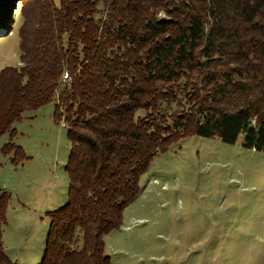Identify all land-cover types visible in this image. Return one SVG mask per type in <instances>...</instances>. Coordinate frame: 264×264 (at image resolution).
Segmentation results:
<instances>
[{"label": "trees", "instance_id": "trees-1", "mask_svg": "<svg viewBox=\"0 0 264 264\" xmlns=\"http://www.w3.org/2000/svg\"><path fill=\"white\" fill-rule=\"evenodd\" d=\"M36 2L34 36L19 34L21 64L0 70V137L56 99L67 201L47 214L39 264H110L105 238L121 228L153 158L181 139L241 138L264 153V0ZM12 3L0 0V30L11 28ZM185 79L189 104L162 112ZM2 151L26 159L11 142ZM8 200L0 188V223ZM0 264H16L1 240Z\"/></svg>", "mask_w": 264, "mask_h": 264}, {"label": "rangeland", "instance_id": "rangeland-1", "mask_svg": "<svg viewBox=\"0 0 264 264\" xmlns=\"http://www.w3.org/2000/svg\"><path fill=\"white\" fill-rule=\"evenodd\" d=\"M98 11L103 19V6ZM10 14L11 28L0 30V70L21 64L20 30L34 36L37 2L13 0ZM187 81L160 102L162 112L189 104L183 96ZM54 102L26 111L12 136L0 137V188L9 196L0 240L16 264H39L47 214L67 201L69 144ZM8 142L26 159L4 153ZM140 188L121 228L105 238L110 264H264V153L243 148L241 138L234 144L197 135L181 139L153 158Z\"/></svg>", "mask_w": 264, "mask_h": 264}, {"label": "built area", "instance_id": "built-area-1", "mask_svg": "<svg viewBox=\"0 0 264 264\" xmlns=\"http://www.w3.org/2000/svg\"><path fill=\"white\" fill-rule=\"evenodd\" d=\"M63 79H67V74H64L63 75Z\"/></svg>", "mask_w": 264, "mask_h": 264}]
</instances>
